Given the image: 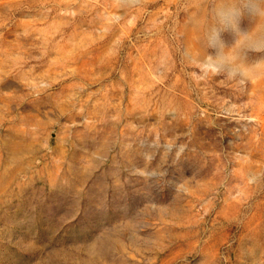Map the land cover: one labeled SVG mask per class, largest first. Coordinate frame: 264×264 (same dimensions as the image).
Returning <instances> with one entry per match:
<instances>
[{
	"label": "rangeland",
	"instance_id": "374dc122",
	"mask_svg": "<svg viewBox=\"0 0 264 264\" xmlns=\"http://www.w3.org/2000/svg\"><path fill=\"white\" fill-rule=\"evenodd\" d=\"M208 2L0 0V264H264V76L207 75Z\"/></svg>",
	"mask_w": 264,
	"mask_h": 264
},
{
	"label": "clouds",
	"instance_id": "9594fccd",
	"mask_svg": "<svg viewBox=\"0 0 264 264\" xmlns=\"http://www.w3.org/2000/svg\"><path fill=\"white\" fill-rule=\"evenodd\" d=\"M206 17L203 47L196 55L207 75L237 88L264 76V0H209ZM245 18L257 21L251 30L243 27ZM254 55L257 59L251 62Z\"/></svg>",
	"mask_w": 264,
	"mask_h": 264
}]
</instances>
